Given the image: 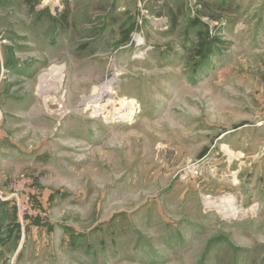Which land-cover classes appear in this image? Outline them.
Listing matches in <instances>:
<instances>
[{
    "label": "rangeland",
    "instance_id": "374dc122",
    "mask_svg": "<svg viewBox=\"0 0 264 264\" xmlns=\"http://www.w3.org/2000/svg\"><path fill=\"white\" fill-rule=\"evenodd\" d=\"M0 264H264V0H0Z\"/></svg>",
    "mask_w": 264,
    "mask_h": 264
},
{
    "label": "bare ground",
    "instance_id": "6f19581e",
    "mask_svg": "<svg viewBox=\"0 0 264 264\" xmlns=\"http://www.w3.org/2000/svg\"><path fill=\"white\" fill-rule=\"evenodd\" d=\"M114 82V81H112ZM112 82L108 83L107 85H104L103 87H101V89L99 90V92H101V94H104L105 95H109L113 92V89H112ZM102 99V97H101ZM101 99L97 100L96 101V106L94 107V112L95 113H105L106 114V117H109L111 115L114 114V117L116 118H125L127 117V119L129 117H131L134 112L136 111L137 109V105L135 102H130V103H125V102H116V105H114V107H112L113 109L112 110H108V104H102V103H99L98 101H100ZM120 105V106H119ZM130 119V118H129ZM223 148H227V145H224L222 146ZM234 203V204H233ZM232 203V207L236 204V202H233ZM208 206L210 208H214V209H218L220 210L221 213H223L224 215H226V218H231V217H235L239 214H242V211L238 208V207H233V208H230L231 206H227L228 209H222L220 207L219 209V205H212V201L208 202ZM211 204V205H210ZM214 204V203H213ZM230 204V203H229ZM230 208V209H229ZM230 215H233V216H230Z\"/></svg>",
    "mask_w": 264,
    "mask_h": 264
}]
</instances>
